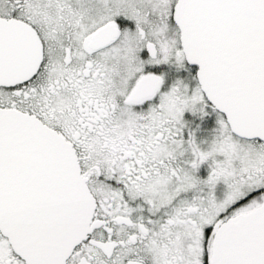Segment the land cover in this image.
Returning a JSON list of instances; mask_svg holds the SVG:
<instances>
[{
    "label": "snow or ice",
    "instance_id": "snow-or-ice-1",
    "mask_svg": "<svg viewBox=\"0 0 264 264\" xmlns=\"http://www.w3.org/2000/svg\"><path fill=\"white\" fill-rule=\"evenodd\" d=\"M0 264H264V0H0Z\"/></svg>",
    "mask_w": 264,
    "mask_h": 264
}]
</instances>
